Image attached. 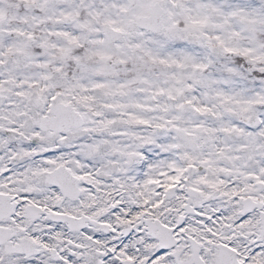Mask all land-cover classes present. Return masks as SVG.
Masks as SVG:
<instances>
[{
    "label": "snow or ice",
    "instance_id": "6c2138e0",
    "mask_svg": "<svg viewBox=\"0 0 264 264\" xmlns=\"http://www.w3.org/2000/svg\"><path fill=\"white\" fill-rule=\"evenodd\" d=\"M0 264H264V0H0Z\"/></svg>",
    "mask_w": 264,
    "mask_h": 264
}]
</instances>
